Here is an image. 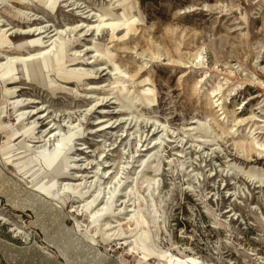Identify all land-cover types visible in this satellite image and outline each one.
Masks as SVG:
<instances>
[{"label": "rangeland", "instance_id": "1", "mask_svg": "<svg viewBox=\"0 0 264 264\" xmlns=\"http://www.w3.org/2000/svg\"><path fill=\"white\" fill-rule=\"evenodd\" d=\"M120 1L0 0V28L16 35L37 29L34 36L41 38L20 53L12 44L1 47L0 62L3 54L49 48L58 36L69 40L64 64L92 74L68 82L49 70L46 82H35L18 62L15 78L0 79V264H145L130 250L129 238L106 240L96 233L102 222L91 224L82 204L103 183L102 169L118 170L117 179H126L115 197L114 218L127 230L125 210H117L126 199L120 194L142 150L161 135L156 121L168 127L160 171L147 173L159 178V247L178 257L177 264H187V257L196 258L195 264H264V184L245 174H264V151L248 157L245 135L249 125L264 130L257 119H264V0H131L133 30L104 24L96 29L97 14L106 15L105 23L126 18ZM44 30L51 41L38 36ZM75 51L77 58L67 60ZM217 85L229 112L220 120L221 111L215 113L207 99ZM135 95L134 104L125 99ZM145 95L152 98L148 104ZM16 98L28 99L19 110L8 105ZM251 115L246 125L231 122ZM197 121H207L209 131L196 129ZM78 123L82 134L73 137L69 160L79 159L57 186L81 183L84 197L61 190L53 198L41 190L53 176L36 149L44 143L52 148L58 128L66 132ZM30 126L35 138L26 136ZM114 218L105 220L116 225Z\"/></svg>", "mask_w": 264, "mask_h": 264}, {"label": "bare ground", "instance_id": "2", "mask_svg": "<svg viewBox=\"0 0 264 264\" xmlns=\"http://www.w3.org/2000/svg\"><path fill=\"white\" fill-rule=\"evenodd\" d=\"M125 10L126 18L119 16L116 21H110V22H104V16L105 14H97V17L99 18L100 22L96 26V29H98L101 25H108L112 29L116 28L119 25H123L126 28V33L133 30V23L135 21L134 18H132L131 15V8L133 7V3L131 0H122L119 2ZM127 6L129 7L127 9ZM41 27L38 28L40 30ZM37 29L34 31H31V29L27 30H19L17 31V35L15 33H7L6 29L0 28V48L7 45L12 44L14 47V52L20 53L23 51L27 46H30L33 43H37L41 41L40 37H35L34 33ZM40 34H47L44 36V38L48 37V41H51V36L47 33V30L41 31L38 33V36ZM69 41L68 39L65 41L63 39H60L58 36L54 38L49 44L51 47L49 48H38L35 53H31L28 51L26 55H11L8 56L6 54H3L5 56V61L0 62V79L7 78V79H13L14 72L18 70L17 63L24 65L25 69L27 70V73L29 74V77L34 80L35 82L41 80L42 83L46 82V72L49 70L54 71L56 78H62L68 80L75 79L77 81H81L83 76H89L92 75L90 71L86 70H80L77 68L69 67L68 65L64 64V57H69L67 54V46ZM2 51H0V54ZM54 53V57L57 61V66H53V61L50 56V53ZM76 51L73 54V58H67V60L71 61L76 59L75 56ZM196 58V56H195ZM200 63V62H199ZM122 72V71H120ZM124 75H127L125 72H122ZM48 76V75H47ZM128 76V75H127ZM39 77V78H37ZM129 77V76H128ZM227 80V79H226ZM200 80H196L193 83V89H197L200 85ZM53 83L57 86H60V83H57L56 79H53ZM52 84V83H51ZM120 90H126V87L123 85L121 86ZM221 90V85H217L214 88L210 90L211 95L208 94V101L210 102L209 105H213V108H218L215 110V113L218 111H221L219 115H221L218 120L224 119L229 113L227 111L226 105H224V97ZM147 91L153 96L154 93L150 88H147ZM11 92L12 91H8ZM52 93L54 91L52 90ZM254 97H251L249 101H251ZM117 99V98H116ZM115 99V100H116ZM126 100H129L131 104H134L135 101H138L139 97L137 95L133 97H125ZM28 99H15L8 103V105H12V108H18L19 110L25 101ZM9 101V99H8ZM152 101V98L148 95L144 96V103H150ZM16 110V111H17ZM22 114L20 115V117ZM254 115H251L246 118H233L231 122L234 126H243L246 125L249 121L254 119ZM260 121H264L262 118H257ZM214 121V120H213ZM159 126L161 127V135L156 136L153 138L154 143L149 146L148 148H144L142 151L144 153H141L140 157L136 160L138 162L137 168L134 169L133 176L130 177L129 181H126V185L124 187V190L120 195L124 194V197L126 199H122L121 204L119 205L118 213L125 210V222L127 223V230H124L122 222L120 220H116L114 217V201L115 197H117V193L120 191L119 187L124 184L125 179H117V174L119 173L118 170H115L112 172L111 170H104L102 169L103 173V183L105 185L104 189L107 188L105 201L100 203L98 202L99 197L103 194V190L101 189L102 184L98 185V188L94 195L91 196V199L86 200L82 207L85 211H88L90 215V223L91 224H97L101 223V226H98V229L96 233L99 232V235L108 240L111 239L113 236H117L118 240L129 238L130 239V250L135 253L138 256V259L140 262H143L145 264H152L150 263L151 258H156L158 260L164 258L168 259L167 264H177L178 262H181L178 257H173L172 254L169 253L168 250L161 249L159 245L156 242L155 237L158 236L159 231V222L161 220V214H160V207H161V201H159V204L155 202L154 200V194L155 191L159 188V178L150 177L147 175L149 170L153 171L154 173H159L160 168L162 166V156H161V147H163L164 143V137H167V125L164 123H160L159 121H156ZM198 125L200 127H197L196 129H200L207 133L209 131V123L207 121H197ZM215 123V121L213 122ZM71 125V122L70 124ZM216 126H218L216 124ZM81 125L78 123L74 127L69 128L66 132H61L60 128H58V135L53 137L55 138V143L53 144L52 148L47 146V143L42 144L36 149L37 153V159L40 161L44 167L51 172L53 178L50 181L46 182V185L42 187V191L49 194L53 198H58L60 195L61 190H67L71 194L83 198L85 192L82 191L80 188L81 183L78 184H69L66 183L62 187L57 186V182L59 178L65 177L67 174H69L68 170L70 167V162L76 161L75 160L70 161L69 160V151L72 148V140L75 135L82 134L81 130L79 129ZM251 125L248 126L246 129V137L249 140L250 147L247 150L249 157L251 152H255L259 154L260 152L264 151V139L261 141V135L264 134V130H256L257 128H252ZM256 127V125H255ZM156 128V127H155ZM99 129V128H98ZM103 128H100V130ZM194 129L193 127H189L188 130ZM227 133L232 132V127L227 128ZM34 128L30 126L25 130L26 136L35 138V135L33 133ZM225 133L222 131V134ZM190 135V134H188ZM191 136V135H190ZM203 136H199L198 141H206ZM167 140V138H166ZM169 141V140H167ZM140 142V141H139ZM204 143H207L204 142ZM199 145V144H198ZM142 146V145H141ZM28 147V146H27ZM241 150L245 151L244 147L241 146ZM177 152V151H176ZM247 157V158H248ZM250 159V158H249ZM173 160V159H172ZM172 160L170 159L168 162L171 163ZM106 161H104L105 163ZM100 163L97 165V171H99ZM232 169H235L236 166H232ZM240 171V170H239ZM261 173V172H259ZM247 178L256 179L257 182L260 184H264V174H256V172H250L247 171L246 173ZM96 175V174H95ZM128 182V183H127ZM91 182L90 188L94 185ZM146 190V195H143L141 193V190ZM148 198V202L147 199ZM129 205H126V202L130 201ZM142 202L144 203L142 205ZM107 217L114 218V221L116 222V225H113L112 222L109 220H105ZM117 227V229H114ZM173 257V258H172ZM187 264H195L198 260L193 257H187L186 259H182ZM158 264V263H156Z\"/></svg>", "mask_w": 264, "mask_h": 264}]
</instances>
